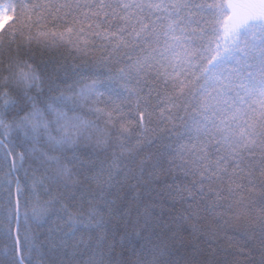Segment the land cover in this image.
I'll list each match as a JSON object with an SVG mask.
<instances>
[{
  "label": "snow or ice",
  "instance_id": "obj_1",
  "mask_svg": "<svg viewBox=\"0 0 264 264\" xmlns=\"http://www.w3.org/2000/svg\"><path fill=\"white\" fill-rule=\"evenodd\" d=\"M0 25V264H264V0H0ZM61 49L106 72L46 85Z\"/></svg>",
  "mask_w": 264,
  "mask_h": 264
},
{
  "label": "trees",
  "instance_id": "obj_2",
  "mask_svg": "<svg viewBox=\"0 0 264 264\" xmlns=\"http://www.w3.org/2000/svg\"><path fill=\"white\" fill-rule=\"evenodd\" d=\"M83 57L76 56L74 53H70L66 50L53 51L45 53L39 56L37 63L39 64V73L45 80L46 85L51 82H55L59 85L60 89L68 90L70 87H76V82L84 78L85 76H91L97 73L106 72L102 67H97L94 63V56ZM104 77L101 76V79ZM47 91V88H45ZM66 94H69L66 92ZM85 118H92V114L88 113L86 109L81 110ZM163 135L157 133V136ZM159 144V140L155 141V144L149 145L147 142L144 144L145 153L148 151H155L156 145ZM168 205L166 204V207ZM179 207V205H177ZM5 240L0 239V253L3 252Z\"/></svg>",
  "mask_w": 264,
  "mask_h": 264
},
{
  "label": "rangeland",
  "instance_id": "obj_3",
  "mask_svg": "<svg viewBox=\"0 0 264 264\" xmlns=\"http://www.w3.org/2000/svg\"><path fill=\"white\" fill-rule=\"evenodd\" d=\"M5 25H0V29H2Z\"/></svg>",
  "mask_w": 264,
  "mask_h": 264
}]
</instances>
